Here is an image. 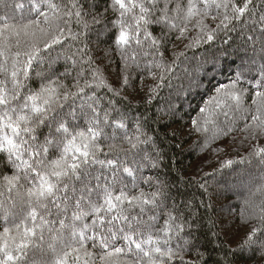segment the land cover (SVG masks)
<instances>
[{
	"label": "snow or ice",
	"instance_id": "snow-or-ice-1",
	"mask_svg": "<svg viewBox=\"0 0 264 264\" xmlns=\"http://www.w3.org/2000/svg\"><path fill=\"white\" fill-rule=\"evenodd\" d=\"M93 39L107 45L115 84L93 57ZM217 41L224 47L213 63L232 56L239 70L192 128L208 137L204 148L233 136L235 151L237 134L244 154L203 175L219 173L227 187L239 165L243 175L252 163L261 170L243 200L245 234L226 262L236 264L246 250L264 252V0H0V163L10 168L0 172V264H208L192 223L174 199L169 205L170 183L142 175L162 159L146 121H130L118 105L131 104L124 93L137 77L144 88L145 71L153 83L144 102H152L185 56L173 48L169 60V43ZM61 59L71 70L56 74Z\"/></svg>",
	"mask_w": 264,
	"mask_h": 264
},
{
	"label": "trees",
	"instance_id": "trees-1",
	"mask_svg": "<svg viewBox=\"0 0 264 264\" xmlns=\"http://www.w3.org/2000/svg\"><path fill=\"white\" fill-rule=\"evenodd\" d=\"M103 7L104 0H98ZM156 33L159 29L154 30ZM234 41L240 43L237 34H232ZM105 44L97 46L94 39L90 44L96 63L105 68V74L110 82L116 83L115 62L111 63L104 55ZM224 47L217 41L214 47L204 45L200 48L185 50L182 44L169 43L167 56L171 60L173 48L176 51H185V56L174 67L170 80L165 81L150 104L144 102V93L147 85L153 83L145 71L144 88L141 89L140 80L135 79L134 88L128 89L124 94L129 96L131 104L121 102L120 111L126 114L130 121L141 118L146 121L149 134L154 136L157 148L161 153L159 169L145 168L142 175L156 176L166 179L171 185L172 197L179 206L185 218L192 223L190 231L193 232L194 242L199 245V250L209 253L211 258L208 264H226L232 260L231 249L241 241L247 226L241 221V212L244 209L243 200L247 193V186L251 177L261 174L258 162L247 165L252 171L243 175L246 165H239L237 171L232 173L230 184L225 187L218 183L219 173L214 176H204L212 173L214 168H219L222 159L235 158L237 153L244 154V148L239 145V136H236L235 151H232L233 136L221 137L204 148L208 138L203 133L192 128V119L197 117L199 109L205 100L212 96L216 87L227 84L239 70L240 61L235 57L222 60L219 65L213 63L214 55L218 56L217 49ZM118 62V58H115ZM71 70L70 65L61 61L53 66L56 74L63 73L65 68ZM78 70V69H77ZM75 75V72H73ZM31 83V81H30ZM33 87L36 85H32ZM244 87H248L245 82ZM99 95L105 96L104 90ZM79 103V102H77ZM105 106L106 101H105ZM221 120L223 117L220 118ZM83 124V119L79 121ZM47 132V129H44ZM210 136V133H209ZM223 149V153L212 149ZM0 172H9L0 163ZM195 180L206 182L208 191L199 188ZM145 190H148L145 186ZM163 223V220L160 221ZM215 233L216 235H213ZM193 249L192 258H195ZM236 264H264V252L246 250L244 259L237 260Z\"/></svg>",
	"mask_w": 264,
	"mask_h": 264
}]
</instances>
